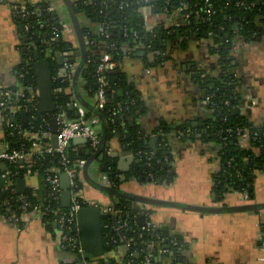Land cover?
Returning a JSON list of instances; mask_svg holds the SVG:
<instances>
[{"label":"crops","instance_id":"crops-1","mask_svg":"<svg viewBox=\"0 0 264 264\" xmlns=\"http://www.w3.org/2000/svg\"><path fill=\"white\" fill-rule=\"evenodd\" d=\"M72 1L75 4L78 0ZM21 3L32 6L47 4L53 8L63 29L62 37L69 45L67 54L71 57L72 53L75 59L72 76H61L60 67L58 78L70 79L72 102L79 103L78 94L82 101L96 106V97L90 96L86 89L87 64L78 75L76 85H73L82 55L79 37L64 0H0V84L17 90L20 86L18 69L24 55L28 52L34 55V50L38 49L26 46L24 26L14 16L12 7ZM139 12L146 28H172L182 21L179 12L167 14L153 12L150 8H142ZM75 16L82 31L87 29L94 36L102 33L101 25L88 19L84 13H75ZM84 38L88 53L89 41ZM214 45L212 38H190L184 48L173 43L171 59L158 68L146 66L143 50L124 49L127 55L114 70L118 68L115 74L125 75L133 94L137 93L140 97L136 125L141 132L139 135L147 142L142 143L145 148H157L156 131L161 123L177 128L210 118L206 94L197 83L193 70L204 68L213 76L219 74V70L215 69L216 58L212 54ZM95 50L100 56L105 53L101 47ZM231 56L239 95L233 114L247 117L256 127H264V33L251 42L236 35ZM148 58L152 61L151 55ZM118 93L122 96L124 91L120 89ZM69 111L77 117L76 110ZM3 117L0 108V151L8 147ZM168 139L172 147V181L146 183L135 178L123 179L136 154L126 150L116 135L107 132L103 150L112 157L110 160L117 163V168L120 166L121 180L116 188L134 198L127 200L128 205L148 213L153 224L171 238L183 240L186 244V264H264V171L253 174L248 199L234 190L220 195L216 188V176L222 169L218 155L220 146L199 141L181 142L173 134ZM242 146L249 147L248 138L242 140ZM72 147H77L79 153L87 149L84 141H78ZM105 161L94 159L88 173L83 171L81 175L80 196L102 210L112 205L109 196L100 189L101 186H111L108 174L103 171ZM6 170L7 164L0 162V177ZM24 179L26 191L30 189L35 195L47 198L45 179L30 173ZM144 200L170 201L179 207L141 203ZM186 206L194 209H186ZM18 218L22 226L8 220L0 212V264H79L76 252L61 248L60 232L55 222L49 227L42 220H33L27 214ZM126 254L127 246L120 245L106 253L104 259L106 262L112 260L114 264H128ZM172 258L159 257L154 264H176Z\"/></svg>","mask_w":264,"mask_h":264},{"label":"trees","instance_id":"trees-1","mask_svg":"<svg viewBox=\"0 0 264 264\" xmlns=\"http://www.w3.org/2000/svg\"><path fill=\"white\" fill-rule=\"evenodd\" d=\"M239 2H244L245 7H238ZM214 15L212 22L206 20L205 0H78L73 5L74 13H84L88 19L101 25L106 23L109 29L105 30L109 34V38H105L102 33L94 36L87 29L83 30V34L89 41V52L87 57V86L90 96L94 97L97 92V77L95 68L100 55L96 53L95 48L101 47L105 52L109 53L111 60L119 65L122 59L127 55L124 49L143 50L144 61L148 68H158L164 66L171 59L170 51L173 43L179 44L184 48L190 38L197 40L212 38L215 43L212 54L216 58L215 69L219 70L217 76L210 74L207 78L202 79L198 74L195 78L199 86L206 92V97L211 96L214 103L212 106L207 101V107L211 113L207 120H199L196 128L191 124H185L172 130L166 124L161 123L158 126L156 135L159 143L156 151L147 149L139 142V126L136 125V119L140 113V97L133 94V91L127 85L125 75L119 72L115 74L114 70L109 74L108 96L109 104L103 112H100L107 124V132L116 135L119 140L126 146V149L136 154L134 163L130 170L124 175L127 178H135L146 183H164L172 181V147L168 139L173 134L177 139L180 133L191 130L192 134L181 142H203L214 143L220 146L219 157L222 169L216 176L217 193L222 195L228 190H234L239 193L248 192L250 197L252 188V177L256 171H264V127H256L247 117L233 114V106L239 102L238 80L233 72L232 50L233 39L236 35L240 36L244 41L251 42L257 40L264 33V0H210ZM32 6L27 4V9L34 14L27 18L15 16L21 22L24 28H31L26 32L28 41L26 46L29 48L37 47L40 52L41 59L48 58L51 63V71L54 81V89H60L56 94V102L62 106L69 117L75 118L74 113L69 111L66 106L73 101L71 92V81L69 78H58L60 67L57 63V56L65 55L68 51V43L62 37V26L57 14L39 11L38 7L46 5ZM123 5V7H122ZM150 8L153 12H163L173 14L179 12L182 22L177 27L172 28H146L144 19L140 14V9ZM189 15L187 21L183 20V16ZM41 23L43 27L41 28ZM55 24L58 30V38L54 41L53 27ZM34 34V36L32 35ZM48 35V38L41 44H38L39 38L35 35ZM32 50V51H33ZM148 55L152 56V61ZM34 58L33 53H26L18 71L25 68L28 74L27 79L35 84L36 77L33 69ZM30 60V61H29ZM72 58L69 60L72 63ZM91 60V62H88ZM27 61L30 65H27ZM74 64V63H72ZM124 91L123 95H119V90ZM227 102L229 106H227ZM88 110V116H95V105ZM129 107V111H127ZM94 108V109H93ZM113 111H117V115L113 122L108 121ZM24 103H20L19 110L15 113V123L20 125L23 130L29 134H40L43 130L48 131L49 126L42 127V118L50 119L53 116L41 114L36 111L37 119L31 121V125L24 127L22 125L23 114L26 113ZM8 110H2V115H9ZM97 117V116H96ZM5 140L10 149L26 150L33 149V140L21 136L18 130H9L4 123ZM165 134L166 137L161 136ZM256 135V136H255ZM248 138L249 147L242 146V140ZM167 144V145H166ZM69 150V159L72 164L76 160L87 159L84 154L74 153ZM137 153H141L137 156ZM61 155L42 154L40 156H32L24 161L22 165H7L8 169L14 176L13 182L16 183L18 178H24L28 173L38 175L45 179L49 170L54 168H62ZM71 164V165H72ZM149 164H151L149 166ZM117 163L112 160L105 161L106 173L109 179L114 183L113 187L119 186L121 180L120 171L116 167ZM4 189V187H1ZM82 188V183H80ZM2 190V189H1ZM47 198L35 195L30 189L25 193L32 202H42L51 206L50 213L42 217V221L51 227L54 223L57 211H63L60 204L51 202ZM17 193L10 191L0 192V212L8 219L11 213L16 218L21 215L18 210L20 206L17 202ZM116 205L114 214L103 216V228L105 233L106 253L112 252L120 245L127 246L126 263L133 259L135 264H142L145 256L151 253L156 259L157 248H150V244L158 240V236L151 232H146L140 238V218L145 217V211L140 209H132L127 199L120 197ZM5 201H9V205H5ZM84 207H88L85 204ZM127 221L130 228L127 231L117 232L113 228L119 225V220ZM138 224V225H137ZM19 226H22L19 224ZM106 226L108 228H106ZM161 246L166 248L173 255L164 257H173L176 264H186L184 252L186 244L181 238H171L165 231H160ZM77 254V253H76ZM78 255V254H77ZM80 260V256L78 255ZM153 260V261H154ZM89 263L94 264H114L111 260L106 262L105 259L91 260Z\"/></svg>","mask_w":264,"mask_h":264},{"label":"built area","instance_id":"built-area-1","mask_svg":"<svg viewBox=\"0 0 264 264\" xmlns=\"http://www.w3.org/2000/svg\"><path fill=\"white\" fill-rule=\"evenodd\" d=\"M147 2V0H146ZM238 7H245L244 2H239L237 4ZM123 7V5H122ZM13 13L14 16H22V18L30 17L34 14V12L29 11L27 9V3H21L18 5H14L13 7ZM39 11L42 10L43 12L53 13V8L51 6H44V7H38ZM205 14H206V20L208 22H212V17L214 15V10L212 7V4L210 3V0H205ZM189 19V15L183 16V20L187 21ZM182 22V21H181ZM179 24H176L175 27H177ZM41 28L43 27V24L41 23ZM53 27V38L54 41L56 38H58V30L55 27V24L52 25ZM27 29V25H26ZM109 29L106 23L103 24L102 28V35L105 36V38H109V34L105 31ZM210 36L213 38L215 35L213 33H210ZM65 69L68 71L69 76H72V73L74 71V65L70 63L71 57L68 56L69 54H65ZM30 61V60H29ZM31 62H35V59L32 58ZM88 62H91L89 60ZM27 65H30V62L27 61ZM117 63L113 62L111 60V56L109 53L105 52L103 53L100 58L98 59V63L95 68V74L97 77V92H96V106L95 108L103 112L107 105L109 104V96H108V87H109V74H111L114 69L117 67ZM210 75L209 70L201 71L200 72V78L205 79ZM28 74L26 73L25 68H22L20 72L18 71V78H19V88L14 90L10 87H5L0 84V108L1 110H8L9 115H4L3 121L6 125V127L9 130H18L19 134L24 137H28L33 140L32 147L33 149L30 151L26 150H16V149H10L9 146L7 149H4L0 151V162H4L7 165H14L17 164L20 160L25 161L28 158H31L32 156H40L42 154H49V155H55L59 154L61 155V165L62 168H54L47 172L45 177V182L47 184V194L48 199H50L51 202H55L56 204L61 203V175L63 173H67L70 178V189H71V205L67 209H63V211H57L56 216L54 219V222L57 224L59 229V242L62 249L65 250H73L80 256L79 264H90L89 261H86L84 259V250L82 245V238H81V232L78 222V212L82 208H84L85 204H88V206H94L90 203L86 202L81 196V188L80 183L81 182V175L83 172L84 167L86 166L87 159H80L76 160L73 164L69 159V150L72 148L71 151L74 153L79 152L78 148H73V144L78 141H84L86 148L89 149L92 153L96 152L100 146L101 143V132L99 129L100 126V119L96 116H88V111L81 106L77 102H69L66 104V106L69 108L70 106L73 107L74 110H76L77 117L73 120L69 119L67 117L66 110L63 109L62 106L57 104V112L55 113L54 117L57 120L58 124V132L56 134L57 136V148H55L52 145V138L53 134L50 132V128L48 131L43 130L40 134H29L27 131L23 130L22 127L15 123L14 116L15 113L19 110L20 103H24L26 107V113H28L29 116V125H31V121H34L37 119L36 111L39 110V91L37 88V84L31 83L27 79ZM54 81H57V78L54 79ZM60 92V89H55V98L56 94ZM206 100L214 106V103L211 99V96L206 97ZM229 106V103L226 104ZM129 107H127V111H129ZM117 111H113L112 115L110 116V119L108 121L113 122L114 119L112 118L117 115ZM50 116H53L51 114H47ZM51 118V119H52ZM50 119V120H51ZM50 125V121L46 118H42V127H47ZM192 134L191 130H186L184 133H180L178 135V138L181 140H185ZM165 134H161V136H164ZM256 136V135H255ZM178 139V140H179ZM167 145V144H166ZM141 153H137V156H140ZM72 164V165H71ZM151 164H149L150 166ZM18 174V173H16ZM15 174V175H16ZM12 172L8 169L3 174L2 177L6 179V183L3 186V188H0L1 191H10L11 193H17L16 184L13 182L14 176ZM110 184L114 186V183L110 180ZM2 189V190H1ZM243 196L245 198H249L248 192L244 191ZM17 202H19L20 206L18 207V210L22 214L29 215L33 220H42V217L48 213H50L51 206L46 205L42 202H32L28 199L26 194L24 195H18L17 196ZM5 205H9V201H5ZM14 212L11 213V217L8 218V220L15 222L16 224H19V218H16L13 216ZM102 214L109 215V214H116L112 210L111 207H108L106 209L102 210ZM119 225L114 227L113 230L117 232L121 231H127L130 228V224L127 221L119 220ZM138 225V224H137ZM106 228H108L106 226ZM140 228V238L143 237V234L146 232L154 233L158 236V240L154 241L150 244V248L154 249L157 248L158 255L156 259L155 257H152L153 255L148 253L144 260L142 261V264H154V262L159 257H164L166 255H173V253H170L166 248L161 246L162 241L161 237H159V233L161 229L157 228L153 222L150 220L148 213H145V224L143 226H139ZM129 246V244H127ZM154 260V261H153ZM128 264H135V261L133 259L129 260Z\"/></svg>","mask_w":264,"mask_h":264},{"label":"water","instance_id":"water-1","mask_svg":"<svg viewBox=\"0 0 264 264\" xmlns=\"http://www.w3.org/2000/svg\"><path fill=\"white\" fill-rule=\"evenodd\" d=\"M68 10L71 15V19L74 23V26L76 28L78 37H79V43H80V49H81V55H82V62L79 67H77L76 73L73 77V85H76V81L78 78V75L80 74L81 70L84 68V66L87 64V48L85 44V38L83 36L82 29L78 26V20L75 16V13L73 11V5L74 2L72 0H64ZM23 32L26 33L28 31H31V28H22ZM34 36V34L32 33ZM39 38L38 44H41L43 41H45L48 38L47 34H44L43 36H40L39 34L35 35ZM25 41H28V37L25 38ZM28 51V49H27ZM72 63H75V59L73 58V55L71 53ZM34 59L35 62L33 63V69L35 71V77H36V84L39 91V111L41 114H55L57 112V102L55 98V89H54V79L52 76L51 71V63L48 60V58L41 59L40 52L38 50H34ZM65 55H59L57 56V63L58 66L61 67L60 74L63 77H67L68 71L65 69ZM206 69L201 68L200 70L194 69L193 71L195 74H198L200 76L201 71H205ZM77 100L81 106H83L87 111L92 108L90 104H87L86 102L82 101V98L80 95L77 94ZM69 109L73 110V107L70 106ZM94 109V108H93ZM96 109V108H95ZM97 110V109H96ZM235 113L237 110H234ZM95 116H97L100 119V125H101V143L98 148V150L94 153H92L89 149H86L84 152H81V154H84L88 158V162L86 166L84 167L83 171L84 173H88L89 166L91 165L92 161L94 159H98L100 162H104L105 160L112 159L111 156L104 153L103 145L106 141L107 136V124L104 116L99 113V111H95ZM23 125L24 127H27L29 125V116L28 113L23 114ZM192 126L196 128L198 126V123H193ZM50 132L54 135L52 138V144L55 148H57V132H58V124L56 118H52L50 120ZM171 129H176L175 127H171ZM166 135H164V138ZM159 141V138H158ZM140 144H147L146 141L143 140L142 136H139V142ZM86 148V145H85ZM127 150V149H126ZM153 151H156V147L153 146ZM24 163L23 160H20L18 164L22 165ZM117 167V165H116ZM120 170V166L118 167ZM103 171H106L105 168H103ZM125 176L123 177V179ZM6 183V179L3 177H0V185L4 186ZM160 183V182H158ZM16 189L18 195H24L26 191V180L22 178H18L16 180ZM112 186V185H111ZM111 186H101L100 189L106 193L109 198L112 201V205L110 206L113 211H116V205H117V199L120 197H123L127 200H134L132 196H128L125 193L120 192V190L116 187ZM61 207L63 209H67L71 205V189H70V178L67 173H63L61 175ZM144 204H155V205H164V206H170V207H179L178 204L170 201H154V200H144ZM186 209L193 210V207H185ZM245 210L248 209L244 208ZM78 222L81 232V238H82V245L84 250V259L86 261L91 260H101L104 259L106 256V244H105V233L103 228V214H102V208L100 206H88L84 207L78 212ZM145 224V217L142 216L140 218V225L143 226Z\"/></svg>","mask_w":264,"mask_h":264},{"label":"flooded vegetation","instance_id":"flooded-vegetation-1","mask_svg":"<svg viewBox=\"0 0 264 264\" xmlns=\"http://www.w3.org/2000/svg\"><path fill=\"white\" fill-rule=\"evenodd\" d=\"M204 91V93L206 92L204 89H202Z\"/></svg>","mask_w":264,"mask_h":264}]
</instances>
